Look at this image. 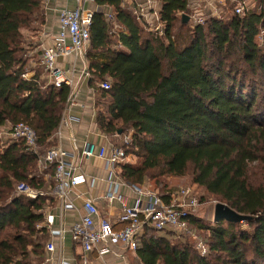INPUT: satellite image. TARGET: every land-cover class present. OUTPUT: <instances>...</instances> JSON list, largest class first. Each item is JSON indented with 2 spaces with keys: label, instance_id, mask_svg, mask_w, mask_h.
I'll return each mask as SVG.
<instances>
[{
  "label": "trees",
  "instance_id": "16d2710c",
  "mask_svg": "<svg viewBox=\"0 0 264 264\" xmlns=\"http://www.w3.org/2000/svg\"><path fill=\"white\" fill-rule=\"evenodd\" d=\"M156 1L159 31L147 29L124 0H93L99 8L84 51L87 83L107 98L106 115H95L97 128L111 137L130 133L126 152L139 163L119 165L123 180L145 187L157 176L190 172L193 184L251 218L212 226L188 216L191 231H206L204 254L185 235L175 244L173 232L145 227L136 257L142 264H264V0L242 14L227 0L230 16L193 26L182 18L187 0ZM44 2L0 0V126L28 124L41 151L55 144L71 94L68 85L48 83L42 67L23 77L30 72L23 29L44 25ZM105 81L109 89L99 86ZM47 172L45 181L23 141L0 145V264L41 258L47 235L37 225L47 198L28 199L16 185L49 191L52 166ZM155 184L167 199L166 183L157 178Z\"/></svg>",
  "mask_w": 264,
  "mask_h": 264
},
{
  "label": "built area",
  "instance_id": "2783aa9c",
  "mask_svg": "<svg viewBox=\"0 0 264 264\" xmlns=\"http://www.w3.org/2000/svg\"><path fill=\"white\" fill-rule=\"evenodd\" d=\"M67 1H73L74 7H65L59 11L58 29L49 45L40 43L42 51L38 62L46 75L48 83L56 87L65 84L72 90L75 84V66L73 65L70 69H63L57 61L60 57H72L73 64L77 60H84L82 62L86 63L84 49L88 46L89 26L94 10L84 6L86 2L90 3L93 0ZM203 1L208 3L209 6L208 17L221 15V10H213V0ZM231 2L235 3V13L242 14L245 11V0H231ZM157 9L153 11L156 18H158L159 10ZM135 12L144 18L145 11L142 7ZM106 16L108 19L112 17L111 13H106ZM191 17L196 23H203L205 20V17L200 18L199 10ZM144 19L148 20L147 18ZM40 33L42 35V32ZM263 34L264 31L261 30L260 40L263 39ZM80 73L88 76L86 68L80 69ZM28 76L29 73L23 74L25 78ZM99 86L103 89H109L110 84L105 81L99 83ZM71 97L70 94L68 101L72 100ZM66 121L63 112L53 133L56 139L55 144L43 151L37 145L36 132L26 123L17 122L9 129H2L0 132L2 138L23 141L27 150L36 157L37 169L43 175L47 173L51 166L53 168L52 179L54 185L49 191L34 188L24 182L16 185V192L28 199L49 195L57 202L58 213H43L44 218L37 225V227H45L51 237L45 244L47 251L55 252L56 245L53 239L61 242L65 233L69 232L71 239L81 248L78 264H91L89 253H95L96 259L104 264L102 262L103 257L115 250L116 247L124 251L134 252L136 241L142 235L145 227L170 231L176 235L190 232L187 217L192 214V211L198 205L197 196L190 187H179L171 190L168 198L165 199L156 190L136 186L119 176V165L124 163L128 157L126 147L131 140L130 133L124 134L119 144L112 142L96 144L95 142L86 141L80 150L85 159L93 157L105 164L108 175L106 179H100L107 185L103 199L109 205L113 202L118 203L119 209L116 217L111 218L100 214L96 196L84 198L81 207H77L75 199L79 194L74 195L73 189L77 185L85 183L88 180V175L81 171V165L77 161L75 151L67 150L61 144L63 126ZM114 136L118 137V135ZM93 180L96 179L92 178L91 183H93ZM121 187H127L134 193L131 203L127 202V196L121 192ZM69 212L76 216V220L69 228H66L64 216ZM196 248L201 254L206 252V245L200 239ZM118 256L124 258L123 254ZM58 264L74 263L63 257H58Z\"/></svg>",
  "mask_w": 264,
  "mask_h": 264
},
{
  "label": "crops",
  "instance_id": "0c3cea01",
  "mask_svg": "<svg viewBox=\"0 0 264 264\" xmlns=\"http://www.w3.org/2000/svg\"><path fill=\"white\" fill-rule=\"evenodd\" d=\"M201 2L204 1L187 0V8H193L195 10L194 13H196ZM124 4L132 8L134 11L136 8L138 9L142 7L145 11L144 18H147L150 21H153L156 17L153 12L154 9H159L160 7L158 1L156 0H124ZM84 6L85 8H90L92 10L99 8L93 2H86ZM65 7L73 8L74 2L67 0H45V23L39 31V42L41 44L49 45L51 43L52 38L58 29V13ZM108 12H111V8ZM40 32H42V35L44 33V35L42 36ZM32 38H37V36ZM39 42L38 44L33 42V48L27 52V56L29 57L28 65L39 63L38 59L41 54L37 51V47L40 44ZM82 61L84 60H77L76 63L73 64L74 62L72 57H60L57 61L58 65L63 69H70L73 65L75 66V84L71 90L72 100L68 101L64 110L67 121L63 126V139L61 144L65 149L75 151V154H77V161L81 165V171L88 175V180L85 183H81L73 189L74 195L79 194V196L75 199L77 207H81L84 198L96 196L100 214L102 216L115 218L119 209L118 203L113 202L109 205L103 199L107 185L100 179H106L108 175L105 164L95 160L93 157L85 159L80 153V150L86 141L101 144L108 143L111 141L108 139L113 138L111 136H107L97 128L95 121L96 107L94 103V96L98 95V93L88 85V76L80 73V69L86 68V63H83ZM29 71V75H31L32 69ZM42 177L45 181H47L49 179L48 172L42 175ZM92 178L96 179L95 181L93 180V183H91ZM120 190L127 196V202L131 203L134 193H132V191L127 187H121ZM45 197L47 198V201L43 213H58L57 202L49 195H46ZM75 220L76 216L74 214L70 212L66 213L64 216L65 227L69 228ZM46 235L45 240L42 241L44 257L40 264H58V257H63L66 260L72 261L74 264L79 263L81 248L71 239L69 232L65 233L61 242L57 239H53L56 245L55 252H49L45 249L46 242L51 238L48 230H46ZM122 254L124 258L118 256ZM128 255H132V259L137 264H142L136 257L135 251H124L117 247L111 253L105 255L102 262L104 264H130V261L127 259ZM89 258L91 260V264H101V261L96 259L95 253H89Z\"/></svg>",
  "mask_w": 264,
  "mask_h": 264
},
{
  "label": "rangeland",
  "instance_id": "374dc122",
  "mask_svg": "<svg viewBox=\"0 0 264 264\" xmlns=\"http://www.w3.org/2000/svg\"><path fill=\"white\" fill-rule=\"evenodd\" d=\"M226 1L227 0H221V1L220 0H213V10H216V11L221 10V11H223L222 12L223 16H230L231 15V6L228 3H226ZM245 3H246V5H245L244 10L253 9L254 5L256 4V0H245ZM197 9L199 10V13L201 15L200 18L205 17L204 19H206L208 17V13H209L208 3L201 2ZM136 10H137V8H136ZM185 15H187L189 17L188 18L189 19L188 24L190 26L191 25L193 26L196 23L191 17L194 15V9L193 8L187 9V12H185ZM197 17H195V18H197ZM146 22H147L146 28L152 29L154 27H157L158 18L155 17V19L153 21L147 20ZM33 27L37 28V25L33 24ZM41 29H42V27L40 28V30ZM178 29L179 28H177L176 33H178V31H180ZM39 31L34 32L33 30L30 31L29 29H23L25 57H27L28 59H29V57L27 56V52L33 48L32 43L36 42L38 44V42H39V36H40ZM34 36H37V38H32ZM259 42H261V41H259ZM86 48H87V46H86ZM86 48L84 50H86ZM37 51H38V53H40L42 51L40 44L37 47ZM28 62H29V60L27 61V64H26V70L37 69L38 67H40L38 63L28 65ZM94 103H95V107H96V110H95L96 113L99 112V113L105 114L106 105H107V98H101L100 96L96 95V96H94ZM12 125L13 124H11V123H7L3 126H0V132L2 129H4V130L9 129ZM117 125H119V124H117ZM124 134H126V133H123L121 135V138L113 136V138L108 139V140H111L110 142H112L114 144H119V142L123 138ZM6 142H7V139L2 138L0 136V145L2 146V144H5ZM125 162L130 163L132 165H137L139 163V159L137 157H135V155L133 153H128V157H127ZM38 174L43 175V173L40 171H38ZM157 178L162 180L164 183H166V185H167L166 187L170 190H174V189H177L179 187H190L195 192V194L197 196V200H198V205L192 211V215L195 216L197 219H199L201 222H204V223H207V224L213 226V223H214V219H213L214 205L216 203H218L219 201L216 200L210 194H208L204 190L203 187H200L196 184H193L191 182L190 172H187L183 176H162V177L157 176ZM156 179L148 180V184L145 185V187H147L149 189H154L159 193L161 186L155 184ZM241 227L246 228L247 226L245 224H241ZM172 235H173V239H172L171 243H175V244L180 243L179 237L180 236L182 237L183 235H185L187 238L183 239L184 242H189L191 245L193 243V245H195V247H196L198 240L200 239L203 241V239L205 238L206 231L201 230V229L197 230L196 232L190 230V232H187L184 234L179 233V235H176L175 233H172ZM43 240H45V238ZM43 257H44L43 253L41 255V258H39L37 256H30L27 260H25V263L26 264H40V262L43 260ZM127 259L130 261V264H137L132 259V255H128Z\"/></svg>",
  "mask_w": 264,
  "mask_h": 264
},
{
  "label": "water",
  "instance_id": "95a60500",
  "mask_svg": "<svg viewBox=\"0 0 264 264\" xmlns=\"http://www.w3.org/2000/svg\"><path fill=\"white\" fill-rule=\"evenodd\" d=\"M182 18L186 22L189 17L183 14ZM159 30H160L159 27H157V31ZM250 218H251L250 216L237 213L236 211H234L224 203L218 202L214 205V210H213L214 222H218L220 220H226L229 222H242Z\"/></svg>",
  "mask_w": 264,
  "mask_h": 264
}]
</instances>
